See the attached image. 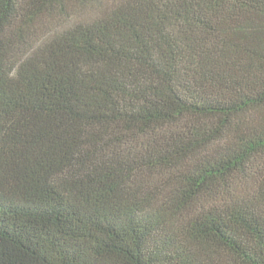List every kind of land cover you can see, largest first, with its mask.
Returning a JSON list of instances; mask_svg holds the SVG:
<instances>
[{
	"label": "trees",
	"instance_id": "trees-1",
	"mask_svg": "<svg viewBox=\"0 0 264 264\" xmlns=\"http://www.w3.org/2000/svg\"><path fill=\"white\" fill-rule=\"evenodd\" d=\"M0 264H264V0H0Z\"/></svg>",
	"mask_w": 264,
	"mask_h": 264
}]
</instances>
